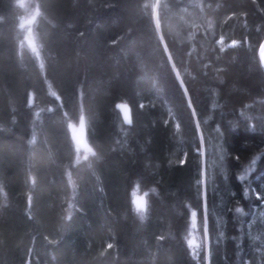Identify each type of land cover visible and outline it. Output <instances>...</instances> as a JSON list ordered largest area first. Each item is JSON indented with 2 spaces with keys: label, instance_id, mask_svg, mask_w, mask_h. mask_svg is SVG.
<instances>
[{
  "label": "trees",
  "instance_id": "1",
  "mask_svg": "<svg viewBox=\"0 0 264 264\" xmlns=\"http://www.w3.org/2000/svg\"><path fill=\"white\" fill-rule=\"evenodd\" d=\"M263 39L264 0H0V264H264Z\"/></svg>",
  "mask_w": 264,
  "mask_h": 264
},
{
  "label": "snow or ice",
  "instance_id": "2",
  "mask_svg": "<svg viewBox=\"0 0 264 264\" xmlns=\"http://www.w3.org/2000/svg\"><path fill=\"white\" fill-rule=\"evenodd\" d=\"M260 50H261V62L264 63V44H262L260 46ZM29 104H31V100H29ZM117 107L124 108L125 122L131 123V120L129 118V114H128L126 106L118 105ZM81 123H82V128H83V120ZM80 142H83V137H81ZM240 179H244V177H240ZM132 196H133V199L131 202H132V205L134 207V210L136 212L140 213L141 216H143L142 214L144 213V209H145V207H147V204H146L144 197H137L135 192L132 193ZM236 211L240 212L241 209L237 208ZM192 216H193V227H195L196 226V221H195L196 212L195 211H193ZM188 243H189V246H191L193 244V241H189Z\"/></svg>",
  "mask_w": 264,
  "mask_h": 264
},
{
  "label": "water",
  "instance_id": "3",
  "mask_svg": "<svg viewBox=\"0 0 264 264\" xmlns=\"http://www.w3.org/2000/svg\"><path fill=\"white\" fill-rule=\"evenodd\" d=\"M262 44H264V39L262 40L260 46ZM260 46H259V58H260V61H261ZM261 66L264 69V63L261 62ZM82 120H83V128H82V123H81ZM81 137H83V142H80L81 141ZM74 143L77 146H79L80 148L84 149V150H86V147H87V148H91L92 151H93V148L88 144L87 139H86V123H85V119L83 117H80V119H79L77 130H76L75 136H74ZM192 221H193V219H192ZM195 221H196V219H195Z\"/></svg>",
  "mask_w": 264,
  "mask_h": 264
},
{
  "label": "rangeland",
  "instance_id": "4",
  "mask_svg": "<svg viewBox=\"0 0 264 264\" xmlns=\"http://www.w3.org/2000/svg\"><path fill=\"white\" fill-rule=\"evenodd\" d=\"M31 23H32L31 19L25 20V26H26V32H27V46L34 50V40H33V36H31ZM261 252H262V249L260 251L257 250L256 254L259 255V253Z\"/></svg>",
  "mask_w": 264,
  "mask_h": 264
},
{
  "label": "clouds",
  "instance_id": "5",
  "mask_svg": "<svg viewBox=\"0 0 264 264\" xmlns=\"http://www.w3.org/2000/svg\"><path fill=\"white\" fill-rule=\"evenodd\" d=\"M21 26H23V25H21ZM85 147H86V146H85ZM86 150H87L88 152H90L92 155H95V152H93L92 149L86 147ZM145 211H146V207H145V209H144V212H145ZM140 218H141V220H143L144 217L141 216Z\"/></svg>",
  "mask_w": 264,
  "mask_h": 264
}]
</instances>
